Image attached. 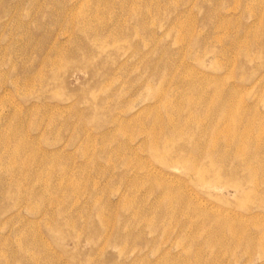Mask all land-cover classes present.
Here are the masks:
<instances>
[{
    "label": "rangeland",
    "instance_id": "1",
    "mask_svg": "<svg viewBox=\"0 0 264 264\" xmlns=\"http://www.w3.org/2000/svg\"><path fill=\"white\" fill-rule=\"evenodd\" d=\"M0 264H264V0H0Z\"/></svg>",
    "mask_w": 264,
    "mask_h": 264
}]
</instances>
